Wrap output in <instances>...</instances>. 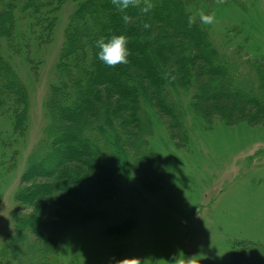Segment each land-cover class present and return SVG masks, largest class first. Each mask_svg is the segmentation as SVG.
I'll use <instances>...</instances> for the list:
<instances>
[{
    "label": "trees",
    "instance_id": "trees-1",
    "mask_svg": "<svg viewBox=\"0 0 264 264\" xmlns=\"http://www.w3.org/2000/svg\"><path fill=\"white\" fill-rule=\"evenodd\" d=\"M243 1L134 0L121 12L113 0H0V151H9L7 163L26 137L30 97L2 49L24 57L37 77L32 49L54 40L60 10L74 5L45 105L44 137L15 194L18 213L0 264H60L68 234L104 219L102 204L118 191L116 155L123 148L143 187L161 188L152 119L185 148L184 94H192L190 107L207 124L264 126V57L234 58L200 19L201 12ZM114 35L127 37L130 54L127 64L109 67L98 59L96 42ZM229 264H264V244H237Z\"/></svg>",
    "mask_w": 264,
    "mask_h": 264
},
{
    "label": "rangeland",
    "instance_id": "rangeland-1",
    "mask_svg": "<svg viewBox=\"0 0 264 264\" xmlns=\"http://www.w3.org/2000/svg\"><path fill=\"white\" fill-rule=\"evenodd\" d=\"M240 4L215 7L214 39L234 58H263L264 0ZM73 10L71 3L63 6L54 40L32 49L39 63L37 77L24 57L2 49L28 88L30 109L27 134L13 163H7L9 151H0V250L13 232L21 177L44 137L45 105L57 83ZM191 98L186 93L181 99L187 131L183 149L171 141L165 125L151 117L149 142L161 160L163 186L147 191L123 148L116 155L121 169L118 191L102 204L104 219L68 234L60 264H229L237 244H264V126H228L220 120L207 124L192 111Z\"/></svg>",
    "mask_w": 264,
    "mask_h": 264
},
{
    "label": "clouds",
    "instance_id": "clouds-1",
    "mask_svg": "<svg viewBox=\"0 0 264 264\" xmlns=\"http://www.w3.org/2000/svg\"><path fill=\"white\" fill-rule=\"evenodd\" d=\"M117 4L121 12L127 9L130 5L135 6L134 0H113ZM151 5L143 7L141 11L148 13ZM124 22L127 23L130 19L127 15L123 16ZM200 19L204 24H212L214 22V14L200 13ZM128 39L124 35L112 36L111 39L105 41L101 38L96 42V46L100 49L98 59L109 67H114L118 64H127L129 50L127 48Z\"/></svg>",
    "mask_w": 264,
    "mask_h": 264
}]
</instances>
